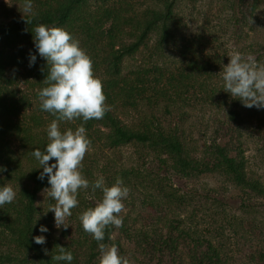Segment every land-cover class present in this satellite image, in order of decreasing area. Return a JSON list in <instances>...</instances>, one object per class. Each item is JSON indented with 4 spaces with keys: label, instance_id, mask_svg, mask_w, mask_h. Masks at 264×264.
Segmentation results:
<instances>
[{
    "label": "trees",
    "instance_id": "trees-1",
    "mask_svg": "<svg viewBox=\"0 0 264 264\" xmlns=\"http://www.w3.org/2000/svg\"><path fill=\"white\" fill-rule=\"evenodd\" d=\"M178 2L33 0L36 16L32 23L25 20L28 17L23 13L24 0L0 3V167L6 169L0 173V186L5 183L15 185L17 192L11 204L0 208V242L7 246L6 250H0V264H57L51 257L57 254V246L66 247L73 253L72 264H94L100 253L98 242L83 230L79 220L76 236L68 235L67 229L62 230V237L55 236L52 213L36 205L38 194L50 184L47 176L43 181L37 178L43 169L38 168L31 152L45 149L50 142L48 126L56 119L41 110L38 98V91L48 86L44 83L48 75L47 62L34 47V27L38 24L66 29L79 40L81 48L93 61L94 75L102 81L105 103L110 106L100 120L86 123L82 119L60 121L61 131L75 130L83 124L90 140L104 139L112 148L132 144L140 157L144 154L141 153L143 149L159 153L164 156L161 161L181 177L195 179L214 174L239 189L248 199L264 201V180L248 169L242 143L233 141L247 135V142H252L256 151H264V135L254 131L247 120L250 115L264 114V109L244 107L238 99L223 91L222 77L215 82L222 66L218 53L221 43L216 37L213 40L201 39V35L196 40L187 38L175 12ZM220 2L223 7L240 11L243 0ZM262 3L264 0H251L250 16ZM172 44L179 49V58L175 61H171L169 52ZM144 47L148 49L146 58L141 57L135 66L124 64L125 59H132ZM244 48L246 54L251 51L256 62L264 65L262 42L257 40ZM30 54L37 56L32 67L28 66ZM196 89L201 91L203 103L217 108L222 120L226 117L224 122L230 133L228 137L217 138V130L212 141L197 152L191 151L185 142V131L180 128L179 120L164 123L152 111L140 123L129 126L116 113L119 106L136 108L146 102L154 110L162 105L163 114L170 116L193 98ZM13 139L19 142V147H14ZM134 173L131 169L116 170L117 176L127 178L126 186L136 184L132 180ZM98 198L101 200L102 197ZM46 200L48 204L54 201L49 197ZM177 202L184 203L183 196L175 193L158 201L160 206L169 209L175 208ZM97 204L85 203L79 209L80 214ZM175 213L165 219L167 233L156 231L152 236L144 233L151 256L161 259L169 254L171 264H242L240 260L243 259L247 264H264V244L258 248L250 247L249 253L240 251L243 258H234L227 253L222 234L213 233V229L200 233L196 228H190V224L188 229L182 226L180 232L174 233L176 224L181 222ZM40 225L49 231L40 233ZM114 230L109 226L105 239L99 243L105 246L111 243ZM38 235L46 236L44 245L34 242L33 237Z\"/></svg>",
    "mask_w": 264,
    "mask_h": 264
},
{
    "label": "rangeland",
    "instance_id": "rangeland-1",
    "mask_svg": "<svg viewBox=\"0 0 264 264\" xmlns=\"http://www.w3.org/2000/svg\"><path fill=\"white\" fill-rule=\"evenodd\" d=\"M8 1L0 0V3ZM234 4L237 2L235 1ZM250 7L251 0H243L240 11L238 8L233 11L223 7L220 0H179L178 2L175 12L180 18L181 29L187 38L193 37V40H196L199 38L198 35H201V39L213 40L212 38L216 37L219 39L218 43H221L222 48L218 53L222 66L215 82L222 77L223 67L229 62L233 50H238L247 57L253 54L251 51L248 54L244 52L246 44L259 40L264 45V4H260L251 16ZM250 18L252 24H250ZM234 20L237 21L234 22ZM141 51L136 53L132 59H125L124 64L137 65L142 60L141 57L148 56V49L144 47ZM169 52L172 57L171 61L179 58V49L176 44L170 46ZM20 85L25 87L23 84ZM200 92L199 89L194 90L193 98L186 101L181 109L176 110L170 116L163 114L162 105L160 109L154 110L146 102H142L143 104L136 108L128 105L119 106L116 113L129 126L140 123L145 117H149L152 111L164 123L169 120L170 122L179 120L180 128L185 131V135L183 134L185 142L188 143L191 151L197 152L205 143L212 141L217 130H219L217 138L228 137L230 134L228 124L224 122L226 117L222 120L217 108L203 103L200 99ZM245 112L250 114L247 110ZM262 114L259 112L254 116L250 115L247 120L254 131L264 135L262 119L264 114ZM244 127L243 125L241 130ZM101 129L106 131L103 126ZM247 139V135H243L240 139L233 141L238 140L242 143L248 169L251 168L252 173L264 180V151H256L252 142H247ZM90 141V150L82 161V172L90 182L103 176L106 184L111 186L118 177L116 170L123 168L135 171L132 180L136 184L127 186L130 189L129 196L123 201L125 206L121 213L124 217L123 227L115 228L111 236L112 242L106 245V247L116 245L119 253L129 259L131 264H171L169 254L159 259L148 253L144 233L151 236L156 231V233H167L168 227L164 225V222L166 218L171 217L174 211L176 212L175 217L181 221L180 224H176L174 233L180 232L182 226L187 229L196 228L200 233H208L213 229V233L222 234V243L227 253L234 258H243L244 255L241 252H245L250 247L258 248L264 244L263 200L248 199L239 189L214 174H205L195 179L181 177L173 173L161 161L164 156L159 153L154 154L143 149L141 153L144 154L140 157V155L137 156L136 147L132 144L112 148L104 142V139ZM12 142L15 148L19 147L16 139ZM121 178L126 185L127 178L123 175ZM5 184L8 186V183ZM9 186L16 188L15 185ZM48 191L45 189L38 194L36 205L42 209H49L56 203L55 201L47 203ZM169 193L183 196L184 203L177 202L174 205L175 208L172 209L160 206L159 199L168 198ZM98 197H102L100 190L95 193L90 189L79 191V205L72 209V215L65 220V224L69 225L66 228L68 235L76 236L75 228L80 216L79 209L81 210L85 203L99 202ZM51 213L53 235L62 237L61 232L65 228L58 229L54 226V214ZM188 221H190L189 224ZM239 236L240 239L237 240ZM1 243L0 250H6L7 246ZM10 250L12 251L13 247ZM247 252L249 253V250ZM100 257L101 252L94 264H100ZM240 261L242 264H247L245 259ZM8 264H16V262H8Z\"/></svg>",
    "mask_w": 264,
    "mask_h": 264
},
{
    "label": "clouds",
    "instance_id": "clouds-1",
    "mask_svg": "<svg viewBox=\"0 0 264 264\" xmlns=\"http://www.w3.org/2000/svg\"><path fill=\"white\" fill-rule=\"evenodd\" d=\"M23 13L28 17L25 20L32 23L36 16L33 0H24ZM34 33V47L47 62L48 68L44 80L48 86L38 91L40 108L56 119L47 129L50 142L43 151L34 149L31 155L38 162V168L43 169L37 178L43 181L47 176L51 186L46 190H49L48 197L56 202L48 209L54 214V226L68 228L65 220L72 215V209L78 207L80 190L90 189L93 193L100 190L102 198L98 204L80 214L81 226L98 242L100 264H131L119 253L116 245L106 247L99 243L105 239L109 226L116 229L123 227V201L129 196L130 189L119 176L111 186L106 184L103 176L90 182L82 172V161L91 147L86 128L82 124L75 130L61 131L59 124L60 121L82 119L86 123L103 119L110 110L105 103L103 83L94 75L93 61L81 48L79 40L66 29L38 24ZM229 58L222 72L223 91L238 99L244 107L264 109V65L258 64L251 55L245 57L238 50H233ZM36 60L37 56L30 54L28 66H34ZM4 171L6 169L0 167V173ZM16 196L17 192L11 186H0V208L11 204ZM48 231L46 226L40 225V233ZM33 240L38 245H44L46 236L38 235ZM57 249V254L51 256L52 260L57 264H72L73 253L63 246H57Z\"/></svg>",
    "mask_w": 264,
    "mask_h": 264
}]
</instances>
